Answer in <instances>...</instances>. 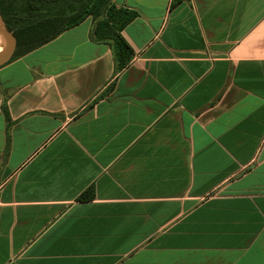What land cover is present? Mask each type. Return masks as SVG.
I'll use <instances>...</instances> for the list:
<instances>
[{
    "label": "crops",
    "instance_id": "1",
    "mask_svg": "<svg viewBox=\"0 0 264 264\" xmlns=\"http://www.w3.org/2000/svg\"><path fill=\"white\" fill-rule=\"evenodd\" d=\"M113 1L0 67V264H264V0Z\"/></svg>",
    "mask_w": 264,
    "mask_h": 264
},
{
    "label": "trees",
    "instance_id": "2",
    "mask_svg": "<svg viewBox=\"0 0 264 264\" xmlns=\"http://www.w3.org/2000/svg\"><path fill=\"white\" fill-rule=\"evenodd\" d=\"M182 1L173 0L172 7ZM0 12L17 39L14 56L8 63L45 46L89 18L94 22L93 39L113 49L117 71L129 66L134 58V50L122 32L138 14L117 6L113 0H0ZM2 43L0 37V48ZM93 198L92 188L82 197Z\"/></svg>",
    "mask_w": 264,
    "mask_h": 264
},
{
    "label": "water",
    "instance_id": "3",
    "mask_svg": "<svg viewBox=\"0 0 264 264\" xmlns=\"http://www.w3.org/2000/svg\"><path fill=\"white\" fill-rule=\"evenodd\" d=\"M0 37L3 40L0 48V67H2L13 58L17 46V39L16 36L8 29L1 12Z\"/></svg>",
    "mask_w": 264,
    "mask_h": 264
}]
</instances>
